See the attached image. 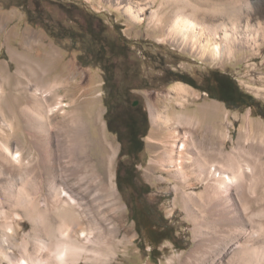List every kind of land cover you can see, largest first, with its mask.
Masks as SVG:
<instances>
[{
    "label": "rangeland",
    "instance_id": "374dc122",
    "mask_svg": "<svg viewBox=\"0 0 264 264\" xmlns=\"http://www.w3.org/2000/svg\"><path fill=\"white\" fill-rule=\"evenodd\" d=\"M161 1H155L153 8L144 12V21L139 24L113 0H0V67L14 74L18 55L43 58L48 51H54L55 93L66 104L62 111L71 114L68 119L64 113L58 114L55 127L51 128L59 135L54 141L56 162L67 171L66 174H72L67 181L70 190L84 191L87 199L95 194L99 184L107 187L103 200L90 202V215L85 219V225L89 224L90 216L98 219L97 210L101 208L99 211L117 226L118 243L110 253L112 258L104 264H264V238L261 243H250L244 248H237L235 243L228 244L234 230L230 225L231 211L237 208L233 195L225 200L221 195L204 194L211 178L202 182L195 175L199 174L197 171L192 169L193 174L189 170L191 166H185L188 179H175L171 176L173 172L164 168L166 163L161 164L169 149L162 136L173 124V120L165 123V117L171 119L180 113L193 115L201 121V129L213 127L222 133L208 134L212 150L230 153L245 170H252L247 172L251 178L246 180L248 196H255L251 209L264 212V39L259 37L256 45L236 49L232 56L224 54L216 60L201 59L190 50H181L169 43L164 33L155 31V26L149 23L150 13ZM84 16L93 17L92 28L100 23L101 29L93 28V32L98 31L100 40L109 41V45L118 44L115 54L107 49L109 45L101 44L100 47L104 54L102 59L109 56H105V61L111 63L114 73L113 81L106 86L104 69L92 55L100 44H90V35L84 32ZM28 35H35L36 43L28 45ZM120 49L128 52L123 73L117 64ZM88 50L91 52H86ZM211 71L233 78L240 91L253 97L256 106L231 109L209 100L198 83ZM181 77L189 78L193 86L179 81ZM179 85L188 92L182 97L174 93ZM110 86L113 87L111 95H115L111 98V109L106 106ZM134 102L146 111L148 124L143 150L136 156V166L132 169L136 171L137 179L119 189L118 180L124 181L120 180L118 168L132 159L125 156L124 143L114 133L117 129L109 126L108 119L115 118L119 111L131 110ZM178 129L185 132L189 128L179 125ZM3 130L7 132L5 128ZM23 132L28 137V131ZM218 162L220 159L216 157L214 164L218 166ZM111 177L121 210L109 205L113 200L109 190ZM97 178L101 183L96 181L95 184ZM76 183L78 187L74 186ZM235 191L240 194L237 188L231 193ZM142 206L151 210L153 225L158 223L161 213L179 239L180 248L164 241L158 247L160 256L156 261L149 258L155 242L148 236L151 229L144 227L137 232L131 217V209L137 211ZM0 214V225L4 229L10 230L8 227L15 221L19 224L17 241L25 238L31 249V222L22 217L21 210L10 211L8 218H4L1 211ZM201 219H205L208 226L199 227ZM259 220L264 228V213L260 219H255ZM244 238L242 236L240 241ZM195 249L197 254L193 256L190 253ZM11 251L20 256L16 247L6 250ZM0 264L9 263L0 256ZM78 264L92 263L82 260Z\"/></svg>",
    "mask_w": 264,
    "mask_h": 264
},
{
    "label": "bare ground",
    "instance_id": "6f19581e",
    "mask_svg": "<svg viewBox=\"0 0 264 264\" xmlns=\"http://www.w3.org/2000/svg\"><path fill=\"white\" fill-rule=\"evenodd\" d=\"M113 1L128 17L142 24L144 12L153 8L157 0L144 3L140 2L142 0ZM148 19L155 31L164 33L169 43L181 50L188 49L201 59L216 60L224 54L232 56L236 49L256 45L259 37L264 39V0H162ZM35 38V35L26 36V43H36ZM54 59V51H48L43 58L18 55L14 74L0 67V211L8 218L10 211L19 208L22 217L31 222L33 238L30 249V242L25 238L17 241L19 224L16 221L8 231L0 225V256L9 264H78L82 260L104 264L112 258L110 253L118 243L117 226L99 211L101 208L97 210L98 219L90 216L88 225H85V219L90 215V202L103 200L107 187L99 184L95 194L87 199L84 191L70 190L67 181L72 174H66L67 171L56 162L54 141L59 135L51 128L55 127L58 114L64 113L66 119L71 114L62 111L66 104L55 93ZM174 93L182 97L188 92L179 85ZM172 120L173 124L162 136L169 149L161 164L166 163L164 168L173 172L171 176L181 180L188 176L184 167L191 166V173L192 169L197 171L199 174L195 175L202 182L212 179L204 194L214 193L225 200L234 196L237 208L231 211L230 225L234 230L228 244L235 243L237 248H244L250 243H261L264 228L260 220L255 219H260L264 212L251 209L255 196L247 194L246 180L251 178L247 172L252 170H245L230 153L212 150L207 136L209 133L222 134L219 130L213 127L201 129V121L188 113L174 114L171 119L165 117L164 121ZM179 125L189 129L180 132ZM22 129L28 131V137ZM216 157L220 159L218 166L214 164ZM96 181L101 183L99 178L95 184ZM236 188L240 194L231 193ZM109 190L113 196L109 205L121 210L112 177ZM183 204L186 207V203ZM198 226H208V222L201 219ZM242 236L246 238L240 241ZM14 247L19 250V257L13 251L6 252ZM190 254L196 256L197 250Z\"/></svg>",
    "mask_w": 264,
    "mask_h": 264
},
{
    "label": "flooded vegetation",
    "instance_id": "af4514ba",
    "mask_svg": "<svg viewBox=\"0 0 264 264\" xmlns=\"http://www.w3.org/2000/svg\"><path fill=\"white\" fill-rule=\"evenodd\" d=\"M97 34L98 31L91 32V37L89 40L90 44H100L97 51L92 52L94 61H97L100 68H111V63H107L105 61L106 57L109 58L108 55H105L106 57L104 56V60L98 58V56L100 55L99 53H101L100 58L104 55L101 52V44L109 45L110 42L98 39L99 36H97ZM107 49H109V47H107ZM86 52L91 51L88 50ZM117 54L120 58L117 61V64L120 68H122L121 71L123 73L125 69L124 63L128 59V52L120 49L118 50ZM224 75L226 74L220 73L218 71H211L205 77H203L198 84L202 87L201 91H203V93H205L207 97H209V100L220 102L216 100L217 97L220 96L223 99V101L220 103L226 105V102L228 101H231L233 103L239 101L240 95L237 92L227 93L223 89V87L219 88V81L225 80ZM181 78L185 81L191 82L189 78ZM108 122L111 128L117 129L114 133L117 135L118 139L122 140L124 143L123 151L125 153V156L128 157V159H132V161H128L127 163H125L122 168H118L120 180L129 181L131 184H133L137 179V176L135 175L136 171L132 170L136 166V164H134V160L136 156L143 150V138L145 137V128L148 124L146 111L144 109H141V106L138 102H134L131 106V110L121 112L119 111L115 118H109Z\"/></svg>",
    "mask_w": 264,
    "mask_h": 264
},
{
    "label": "trees",
    "instance_id": "16d2710c",
    "mask_svg": "<svg viewBox=\"0 0 264 264\" xmlns=\"http://www.w3.org/2000/svg\"><path fill=\"white\" fill-rule=\"evenodd\" d=\"M93 18V17H92ZM91 17H86L84 16V22H85V26H84V32L86 34H91V32H93V24H92V19ZM92 19V20H91ZM96 29L100 28V23L97 22V26L95 27ZM94 28V29H95ZM101 29V28H100ZM91 37V36H90ZM96 38V37H94ZM100 39V38H98ZM118 44L115 45H109V51L111 54H115L116 52V48H117ZM101 55V53H99ZM100 55L98 56L99 59H102V57L100 58ZM97 56V55H96ZM104 73H105V79L106 81L104 82V85L106 86L108 83H111L113 81L114 78V73L112 68H106L104 69ZM225 80L224 81H219V88L223 87V89L227 92V93H232V92H237L240 97H239V101L236 102H231L228 101L226 102V105L231 108V109H236V108H240V107H252V106H256V102L254 101L253 97L240 91L236 82L234 81L233 78H231L228 75H224ZM179 81L189 84L190 86H193L190 82L185 81L184 79H179ZM113 87L110 86V90H108V98L106 100V106L109 107L111 109V104H113L111 101L113 98H115V95H111L113 94ZM115 94V93H114ZM112 98V99H111ZM218 101L222 102L223 99L222 97H217ZM111 102V103H109ZM106 116H108V112L106 113ZM263 118H264V114H262ZM108 118V117H107ZM118 184V188H121V185H125V184H129L128 181H124V182H120L118 180L117 182ZM146 188H148L147 185H145ZM149 192V191H147ZM132 210V220L135 223V227L137 232H140V228H144L145 229H151L150 231L148 230V236H150V239H155V242L153 243V246L150 250L149 253V258H151L153 261H156L157 258L160 256V252L158 251V247L164 242V241H170L172 242L175 246H177V248H180L179 246V239L175 236V231L174 229L168 225L167 220L161 215V213L158 214V223L156 225L152 224V212L151 210L145 208L144 206H142L140 208V210L135 211L133 208ZM143 250H145L144 247H142Z\"/></svg>",
    "mask_w": 264,
    "mask_h": 264
}]
</instances>
